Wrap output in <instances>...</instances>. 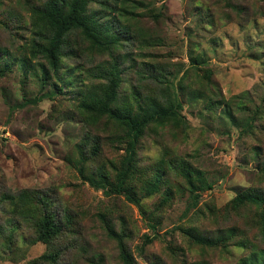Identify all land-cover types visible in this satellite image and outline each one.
Returning <instances> with one entry per match:
<instances>
[{"label": "rangeland", "instance_id": "rangeland-1", "mask_svg": "<svg viewBox=\"0 0 264 264\" xmlns=\"http://www.w3.org/2000/svg\"><path fill=\"white\" fill-rule=\"evenodd\" d=\"M46 1L0 0V264H123L120 241L134 264H250L264 254V203L233 200L264 197V0H91L99 21L122 27L119 42L99 49L72 31L58 72L41 54ZM113 64L120 98L180 105V123L151 124L139 141L128 182L139 206L80 175L103 170L113 181L124 156L122 127L82 107ZM176 162L144 194L154 168ZM183 167L202 184L190 187ZM22 191L45 195L61 218L52 244L3 199Z\"/></svg>", "mask_w": 264, "mask_h": 264}, {"label": "trees", "instance_id": "trees-1", "mask_svg": "<svg viewBox=\"0 0 264 264\" xmlns=\"http://www.w3.org/2000/svg\"><path fill=\"white\" fill-rule=\"evenodd\" d=\"M91 0H47L40 11V16L44 18L47 26L51 29V34L47 45L42 48L41 54L47 60L52 72H58L60 56L63 54L66 36L72 31H80L83 37L93 46L99 49H109L110 46L117 44L120 37L119 23L110 18L107 21H99L95 13L88 11V4ZM108 1L102 2V7L106 8ZM32 54V53H29ZM204 63L202 58L192 62L193 65ZM143 73L147 72L153 80H159L160 75L156 70L141 68ZM99 73H101L98 70ZM120 71L116 64L111 66V70L101 73L106 84L98 91L89 89L83 99L82 107L93 114L107 117L117 126L122 127L124 135V156L116 170L112 181L103 170L98 171L96 176H86L80 170V175L91 187L102 190L109 196L110 194L124 195V197L139 206V201L133 197V190L128 186L131 177L138 171L136 167V149L144 130L151 124L164 121L180 123L182 117L178 110L180 105L176 98L170 99L168 104L161 103L156 98L139 96H118L120 84ZM44 76V75H43ZM45 79H43L44 81ZM139 97V99H137ZM175 165L160 163L154 168L153 180H146L147 186L144 194L158 189L162 179L166 176L165 169L177 168ZM184 176L187 178L190 187L195 184H202V179L193 170L183 167ZM210 189V186H206ZM3 199L9 201L13 206L14 215L21 219L25 224H30L35 234V239L44 243L52 242L60 235L62 228L61 218L52 210L50 201L45 195L32 193L29 191L19 192L18 195H3ZM237 205L250 202L258 206L264 203V197L257 191L246 190L238 193L234 197ZM63 219L69 224L70 217L64 215ZM194 238V235H190ZM199 243H209L203 238H194ZM121 242V259L123 264H134V260ZM57 255H42L39 260L42 262H56ZM250 264H264V254H259L255 258H250Z\"/></svg>", "mask_w": 264, "mask_h": 264}]
</instances>
